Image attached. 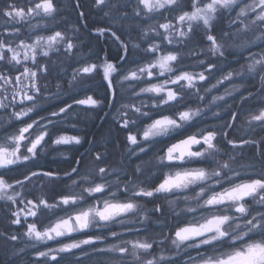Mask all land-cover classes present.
<instances>
[{
	"label": "snow or ice",
	"instance_id": "6c2138e0",
	"mask_svg": "<svg viewBox=\"0 0 264 264\" xmlns=\"http://www.w3.org/2000/svg\"><path fill=\"white\" fill-rule=\"evenodd\" d=\"M93 3L108 17L109 22L103 27L97 26L96 32L98 36L106 37L111 33V38L117 44V63L108 57L103 60L97 58L96 61L86 60L74 71L73 80L80 77V86L85 87L90 80L99 76L105 83L113 108V112L106 115H110L116 126L125 132L127 152L146 153L157 139L171 137L198 123L197 118L203 116L204 109L199 104L193 109V98L204 104L207 111L220 120V125L210 129L201 128L179 138L166 146L163 155L153 153L157 170L169 169L154 186L143 187L135 178L136 174H143L142 165L151 163V159L141 160L130 173L133 179L118 181L116 190L110 193L111 198L104 195L106 188L110 187L106 177L117 174V167L101 166L107 159L106 155L97 151L95 156V160L100 162L97 164V174L103 182L93 181L88 173L81 174L84 158L72 161L78 167H72L64 175L72 184H77L76 177H80L84 182L83 192L61 194L59 199L55 195L50 198L45 195L35 199L25 197L27 205L31 207L21 221L19 212L13 211L10 204L22 202L18 199L23 196L22 190L36 181H41L43 188L44 181H47L51 193L56 182L62 179L58 172L50 169L37 170L40 167L39 159L47 148L45 137L49 132L48 125L41 123L45 117L41 116L37 120L35 115H39L37 109H41V102L48 100L45 95L47 85L40 81L50 75L49 64L55 63L53 56L63 54L71 58L78 45L60 30H53L47 36L37 35L32 44L21 40L16 48L12 44L18 38L16 33L19 30L4 36L0 39V118L7 115L9 124L19 123L20 126L11 133L0 135V201L10 213L11 224L20 228L26 225L22 235L29 241L45 245L51 241L57 245H48L47 251H38L34 264H61L64 260L62 254H69L75 264H82L85 257L90 258L89 249L101 257V264H175L172 257L157 254L153 249L155 241L149 242L139 237L130 239L115 230V225L124 226L127 223L129 214L142 223L152 219L149 213H160L161 217L167 213L175 216L199 213L192 216L187 226L179 227L174 238L165 237L166 240L170 239L178 252L189 249L197 251L196 257L189 253L188 261L183 264H264V136L259 139L233 137L231 132L226 131L237 130L244 115V105L250 100L255 104L247 109L248 129L253 132L256 128L264 129V47L259 52H252L258 42L264 44V0H136L131 14L128 11L130 0H93ZM80 6V3L75 5ZM57 12L54 0H39L34 7L27 9L29 16L35 14L51 19H55ZM155 13L160 14L163 22L155 19ZM226 13L228 27L221 23ZM3 14L22 19L26 13L24 9L8 4ZM79 17L87 18L85 13H79ZM117 24H131L130 33L135 32L141 40L148 41V46L142 50L151 54L152 58L146 64L137 65L135 70H124L122 62L131 55L130 49H140L141 44L134 42L130 34L129 39H124L115 28ZM72 27L76 32L80 31L76 24ZM249 32L253 34L252 39L246 37ZM156 38H159V44L154 42ZM165 41L167 45L175 47L162 48ZM17 49L28 50L23 61ZM184 49H189L190 54L195 53L198 57L195 63L202 70L188 71L181 65L180 57ZM161 51L164 54L156 56ZM28 52H31V56ZM230 55L243 61L240 64L241 71L223 70L222 65ZM217 71L221 72L222 78L208 87L210 78ZM161 77L164 79L161 80ZM235 77L257 83L252 88L245 83L237 85ZM153 80L157 82L153 83ZM225 81L232 83L231 89L225 87V95H210L213 89ZM59 88L58 84L55 95H59ZM241 88L243 91H240ZM125 89L131 90L130 95L137 97L145 93L154 94L151 107L158 110L159 114L151 116L149 112L142 111L148 106L143 99L140 100V107L125 102L120 95ZM201 92L204 95H200ZM233 92H239V95L230 102L226 96H231ZM237 99L241 102L240 109L231 111ZM75 103L93 109L104 106L101 100L93 99L87 93L85 98H77ZM71 108V104L60 107L59 111H51L50 116L58 117L61 113H68ZM129 112L146 117L151 122L141 126L140 121L132 118ZM48 123L51 124L52 120L49 119ZM72 139L76 144L81 143L79 137ZM54 142L68 143V139L60 137ZM129 144L133 147L129 148ZM221 144L231 146L222 155ZM193 145L199 147L193 150ZM246 146L255 149L252 160L259 156L260 166L248 161L242 163L240 168H234L237 154L242 155ZM193 159L205 162L206 167H186ZM30 164L33 166L28 167L27 171H20ZM18 171L20 175L8 177L9 173ZM242 176L245 178L237 182V178ZM226 178L227 186L224 185ZM121 186L124 193H131L124 200L117 196ZM84 193L94 202H89ZM137 200L151 202L152 208L138 210ZM160 200L169 207L165 209ZM191 201H196L195 207ZM181 202L185 204L183 208L180 207ZM45 210H58L64 215H56V219L44 225L41 231L37 223H41ZM28 216L33 217L31 222ZM94 228L105 229L106 233H96L91 230ZM8 239L17 241L20 237L12 234ZM158 243L163 244L164 241ZM31 247L36 248V243H32Z\"/></svg>",
	"mask_w": 264,
	"mask_h": 264
},
{
	"label": "rangeland",
	"instance_id": "374dc122",
	"mask_svg": "<svg viewBox=\"0 0 264 264\" xmlns=\"http://www.w3.org/2000/svg\"><path fill=\"white\" fill-rule=\"evenodd\" d=\"M81 1L83 5L84 4L87 5V8L84 7V9L86 10V12L84 13H86V17H87L85 20L86 24L91 25V26H99L101 25V23L109 22L108 17L104 15V12L100 11L98 8L94 6L93 0H81ZM16 2H17L16 8L24 9L26 13L25 16L22 19L14 18V23L10 28L7 29L5 27L6 24H3L2 28L0 29L1 31L0 39L4 38V36H7L9 33H16L17 29L19 30V32L16 33V36L18 38L15 39V42L12 44L13 48H16L17 44H19L21 40H24L25 43L27 44H32L35 42V38L37 35L47 36L53 30L62 31L65 34V36L69 39H72L74 43L78 39V37L74 33L69 32L66 29V26L71 27L72 25L69 15L66 14V13L69 14V11L66 10V7L68 6L67 5L68 0H54V3L58 7V12L56 14L55 19L37 16L35 14L31 16L27 15V9L30 7H34L35 3L39 2V0H17ZM130 3H131V7L128 9V11L131 14L132 8L136 6V0H130ZM3 9L5 8L3 7ZM154 15H155L156 20L163 22L162 17L160 16L159 13H155ZM165 15H167V13H165ZM234 15L235 13L232 16ZM130 19H131V16H130ZM226 22H229L227 13L225 14V18L221 22L224 27L229 26V23H226ZM117 25H120V24H117ZM117 25L115 26L118 27ZM153 27H156V25L153 24ZM119 28L121 29L122 33L125 32V38L129 39V34H130L134 42L141 44L140 49H130L131 51L130 56L135 57L137 61L136 62L133 61V64L125 63V61L122 62L124 70L127 71L128 68L135 70L137 68V65L146 64L152 58L151 54L145 53L142 50L144 47L148 46V41L141 40L136 35L135 32L130 33V29L132 28L131 24H123V25H120ZM160 31H163V30L161 29ZM101 37H102L101 38L102 41H106L107 43H110V44H112L114 41V39L111 38V34H108L107 37L106 36H101ZM154 42L159 44L160 43L159 38H156ZM165 46L175 47V45H167L166 41L164 42L163 45H161V47L163 48ZM17 50L20 53V59L23 61L24 54L28 50L27 49H17ZM39 51L40 50L38 49V52ZM81 51H83L81 50V48L77 49L76 53L73 56L75 57L79 56ZM109 54L114 56V60L112 62L117 63V61L115 60V57H116L115 55H117V51L114 50V48H110L109 50L108 48H105V55H103L102 57H100V53L97 50H92L90 53V57H92V60H88V56H85V60L83 61V63L86 60L96 61L97 58H99L100 60H103L106 57H108ZM163 54L164 53L161 51V52L156 53V56H160ZM28 55L31 56V52H28ZM38 59L43 60L46 58L38 57ZM53 59L55 60V63L49 64L50 75H48L46 79H41L40 81L41 84L47 85L45 95L48 97V100L41 102L42 110L37 109V112H39V115H35V113H33V115H35V119L37 120H40L41 116L45 117V119L42 120L41 123L48 125L49 135L46 136L47 139L45 140L47 142H48V139L50 140V142L47 143V148L45 149L43 155L39 159V162H38L39 165L42 162V160L48 158V154L49 155L51 154L50 157H52L53 155H56V151L61 152L63 147L66 145H71L72 147L79 145V144H76L74 140L72 139L73 135H76V137L77 136L79 137V135L75 132L76 130H74L71 134L69 135L66 134L64 136V138L68 139V143L56 144L54 142L55 139L60 138L61 136H57L55 139L50 138V136H52L54 132L52 125L54 127H56V125H62V127H65L64 126V123L66 120L65 114L61 113L60 116L56 118V120L52 121V123L49 124L45 122L47 117L44 116V114L42 113L43 108H45L46 105L49 106V105H54V104H60L64 100H66L67 95H69L71 92L75 90H82L84 88L80 86V83H81L80 77H77L76 80H73V75L71 77H63V78L60 77L61 73H64V70L66 68L65 63H67L68 61L67 57H65L63 54H60L59 56L54 55ZM196 59H198V57L195 55V53L190 54L189 49H184L181 53L180 63L188 71H200L202 69L195 63ZM229 61H233V60H229ZM27 63L30 67L32 66L30 61H28ZM236 71H241V68L239 67L238 69H236ZM220 73L221 72L217 71L213 74V76L210 78L208 82L209 83L208 87H211V85L216 84V81L218 78H222V76L221 77L219 76ZM55 74H56V77L54 78ZM85 79H89V78L85 77ZM160 79L163 80L164 78L161 77ZM238 79L239 77H235L234 82L236 83ZM69 81H71V83H69ZM101 81H102L101 78L97 76L95 77L94 80H90L87 86L88 85H98ZM152 82L155 83L157 81L153 80ZM58 84L60 86L59 95H55V93L58 92V89H57ZM236 84L240 85L241 83H236ZM140 86H144V85H138V87ZM172 87L175 88L176 86H172ZM225 87L231 89L232 83L225 81L223 84L218 85L217 88L213 89L210 95H225ZM96 89L92 92L93 94L96 91ZM130 91L131 90L125 89L120 94L121 97L125 100V102H132V103H135L137 107H140V100L143 99L147 103L148 106L143 108L142 111H147L150 113L151 116H153V113L150 112L149 107L152 104V97L154 94L145 93L142 96L137 97V96L130 95ZM240 91H243V88H241ZM9 92H11V87H9ZM244 94L247 95V92H245ZM200 95H204V93L201 92ZM238 95H239V92H233L231 96H226V99H228L231 102L232 99L234 97H237ZM88 96H91V95H88ZM83 97L85 98V95ZM217 103H222V102L218 101ZM248 103L249 104L244 105V109H245L244 115L241 116V119L237 125V130L233 132L231 129H226V131L231 132V135L233 137L242 136L245 138L259 139L261 136H264V129L256 128L254 132L248 129V124L246 120L247 109L254 107L255 102L250 100ZM198 104L200 105L202 109H204V114L203 116L197 118L198 123H195L190 127H193L196 131L201 129L203 125H207L205 126V129H210V128H213L214 126L219 127L220 120L216 117H213L211 115V112L207 111L204 104H201L199 100H196L195 98H193L191 102L192 108L195 109ZM82 106L88 110L97 109V108L95 109L89 108L85 105H82ZM240 106H241V102L237 99L235 103H233L231 111L235 112L239 110ZM117 107H118V102H117ZM107 109L108 111L113 112V108L111 106L108 107ZM9 111H12V110L10 109ZM76 112H78V119L80 121H83L84 117L80 115V113L82 112L80 110ZM129 115L134 119H138L140 121L141 126L143 124H148L151 122L148 118L139 117L138 114L133 113V112H129ZM224 115L226 116L227 114L225 113ZM25 119H27V117ZM8 121H9V117L7 115H4L2 118H0V135L11 133L20 126L19 123L9 124ZM110 124L113 128L109 127V130L111 131V133H109V136L106 137L105 142H103L102 147L104 148L103 149L101 148L102 150H104L101 152V154H104L107 157V159L104 161L103 165L101 166H104L106 168L117 167V174H111L106 177V179L110 182V187L106 188L104 195L108 196L109 198H111L110 193L116 190V183L118 181L125 182V181L133 179V176L130 175V173H132L136 165L141 163V159L137 156L138 154L127 152V149L125 148V143H126L125 132L120 130L113 121ZM186 128H189V127H186ZM72 129L74 128H70L71 131ZM185 129L178 134H174V136L176 137L180 136L185 131ZM260 132L262 133L260 134ZM133 134H136L135 131H133ZM253 135H255V137ZM138 139H139V136H138ZM162 139H157V140H162ZM105 147H106V151H105ZM128 147L131 148L133 146L129 144ZM220 148H221V155H222L223 152L227 149H230L231 146L227 144H221ZM254 152H255L254 148H248L246 146V151L242 155L237 154V160L236 162H234L233 167L240 168V165L242 163L252 161V156ZM152 157L153 155L151 156V158L148 157L149 159H151V163H146L142 165L144 169L143 174H136L135 176V178L141 182V186L143 187H149V186L156 185L163 179L164 174L169 171V169L167 168L157 170V161L153 159ZM256 159H257V163L255 162V164L257 165V167H259L261 164V159L259 156H257ZM98 163L100 162L95 160V156L90 157L88 160H84V166L81 168V174L88 173L93 181L103 182L100 180V177L97 174V164ZM32 166L33 165L30 164L27 167L21 168L20 171H27V168L32 167ZM185 166L190 167V168H199V167H206V164L203 161L193 159L189 161ZM76 167H78L77 164H76ZM241 171L243 170L241 169ZM19 174H20L19 171L15 173H9L10 176H18ZM61 178H62L61 181L56 182V187L55 189L52 190L51 193H49L47 181H44L45 187L43 188L41 187V181H36L35 184L29 185L26 190H22L23 196L18 198L22 202H19L17 204H10L11 209L13 211L19 212L21 221H23L24 217L28 215V209L31 207L30 205H27V200L25 199V197L28 199H35L36 197L40 195H45L46 197H49V198L51 195H55L56 198L59 199V195L61 194H73V193L83 192L84 182L80 180V177H76L78 181L77 184H72L71 180L68 178H66L65 180H63V177ZM242 178H245V177L242 176V177L237 178V182H239V180ZM224 185L225 186L228 185L227 178L224 180ZM18 190L20 189L18 188ZM84 195L85 197H87V193H84ZM126 195H131V193H124L123 187L121 186L120 191L117 192V196L119 197L120 200H124ZM87 199L89 200V202H94L91 197H87ZM136 202L139 205L138 210H148L152 208L151 202L144 203L139 200H137ZM160 203L165 209L169 207L167 203L163 200H160ZM190 203L193 207H195L196 201H191ZM184 206H185L184 202H181L180 207L183 208ZM198 214L199 213H195V214L189 213V214H182L181 216H175V215H172L171 213H167L165 216L161 217L160 213H149L152 219L144 221L142 223L137 222V217L129 214L127 217V223L124 226L115 225L114 227L116 231L124 233V235L130 239H135L139 237L141 240L147 239L149 242L155 241L153 243V249L157 252V254L163 253V255L166 257H172L174 259L175 264H183L182 261L185 257H182V256H185L189 252L196 251V250L189 249L187 251L181 250L178 252L174 248V246L171 244L170 239L166 240L165 237L174 238L175 231L179 227L187 226L188 221L192 219V216L198 215ZM56 215L62 216L64 215V213L59 212L58 210H52V211L45 210L43 215L41 216V223H37V228L42 231L44 225L50 224L52 221L56 219ZM9 217H10V213L7 211V208L3 206V202L0 201V264H34L38 256V251H47L48 245H51L54 247L57 246L54 242H51V241L48 242V245L41 244L36 241H29L26 237L22 235V233L26 231V225L24 228H20L19 226L15 224H11ZM28 220L29 222H31L33 220V217L28 216ZM158 220L161 222L159 223L155 222ZM97 229L98 228H94L91 230L95 232V230ZM128 229H132L131 231L132 233H130ZM160 233H162V235H159ZM12 234L18 235L20 239H18L17 241H12L8 239V237ZM75 235H80V234H75ZM109 239H111V237H109ZM161 240L164 241L163 244L158 243ZM32 243H36L37 247L36 248L31 247ZM26 245L28 246L26 247ZM89 253H90V258L85 257L86 259H88V261H82V264H101V260H98V259H101V257L98 254L92 252L91 249H89ZM62 255H64V260L61 261V264H67L68 260L74 259L69 254H62ZM92 258L95 260H92ZM70 264H75V261H72Z\"/></svg>",
	"mask_w": 264,
	"mask_h": 264
},
{
	"label": "trees",
	"instance_id": "16d2710c",
	"mask_svg": "<svg viewBox=\"0 0 264 264\" xmlns=\"http://www.w3.org/2000/svg\"><path fill=\"white\" fill-rule=\"evenodd\" d=\"M16 1L17 0H0V29L2 28L3 24H6L5 27L7 29L13 25L14 18L7 17L3 14V7L6 8L8 4H14L16 7V3H17ZM77 3H80L81 6L75 7V5ZM67 5L69 6V7L67 6V10L69 11L68 15H69V18L71 20L80 19L81 17H79V13L86 12L84 7L87 8V5H85V4L83 5L81 0H68ZM233 14H234V12L232 13V15ZM226 23H229V22H226ZM117 26L118 27L115 26V28L120 32L121 35L124 36V39H127V38H125V32L122 33L121 29L119 28L120 25H117ZM226 27H228V26H226ZM79 28H80L79 32H73V30H72V33H74L78 37V39L75 41V43L78 45V49L81 48V50H82L84 48V50H86L85 52H87V53H85L83 56H77V57L72 56L71 58H68L67 59L68 60L67 65L65 64V66H66L65 70L67 72L71 71L72 69L76 70L77 68H80L83 64V61L85 60V56H88L90 49L97 50L98 52H99V50H101L102 52H105V48H108V50L110 48H114V50L117 49V44H115L114 41L112 44H110V43H107L106 41H102L101 39H98L94 36L92 37L90 32L88 31V27L84 28L83 25L81 26V24H79ZM85 33H87V34H85ZM250 34H252V33L249 32L246 34V36L253 37V34L252 35H250ZM91 37L93 38V41L97 42V46L94 47L95 49L92 47L89 49V47H88L87 40ZM260 44H261L260 42L257 43L256 52L260 51V48L262 47ZM245 55H248V53H246ZM108 58H111L112 61L114 60V56L111 54L108 55ZM229 60H233V61H229ZM133 61L136 62L137 59L133 56H129L127 58V60L125 61V63L133 64ZM241 63H243V61L239 60V57L230 55L227 57L226 61L223 63L222 68L225 72L231 71L233 69L236 70L240 67ZM219 76L221 77L222 74L220 73ZM61 78H63V77H61ZM64 80H66V79H64ZM236 83H245V84H247V86H252V84L254 85V83H257V82L256 81H241V79L239 78L236 81ZM98 88H100V89H98ZM98 88L96 89L94 94L90 93L88 95L93 96V98H95V99L101 100L104 103V106L102 108H97L95 110H88V109L84 108L82 105H78L76 103H74L73 106L82 112V113H80V115H82L84 117L83 121L85 123H86V121L88 123L93 121L99 127L102 125L107 126V124L111 125L110 123L113 120H112L110 115H106L108 113H112L111 111H108V109H107L112 104V102L110 101V95L107 92L106 87L101 86ZM81 98H83V96ZM235 105H237V104H235ZM46 107H47V105H46ZM149 109H150V112L153 113V116H157L159 114L158 110L152 109L151 106L149 107ZM165 111H167V109H165ZM85 119H87V120H85ZM83 121H80V124H81L80 126H83V124H84ZM205 126H207V125H203L202 128L205 129ZM82 129H83V127H82ZM193 129H194L193 127L186 128L185 131L180 135V137H182L183 135H187V134L197 132L195 129L194 130ZM109 133H111V131L109 129L104 133L105 139H106V137L109 136ZM261 133L262 132H260V134ZM253 136L255 137V135H253ZM177 139H179V136L176 137L173 135L171 137H167V138H164L162 140H157L156 143H154L153 146L151 148H149V150L146 153H138L137 156L141 160H148L149 158H151L153 153H158L159 155H163L164 150L166 149V146L169 145L170 143H172L173 141L177 140ZM251 162L257 163V159L252 160ZM195 252H197V251H194V252L192 251V253H195Z\"/></svg>",
	"mask_w": 264,
	"mask_h": 264
},
{
	"label": "bare ground",
	"instance_id": "6f19581e",
	"mask_svg": "<svg viewBox=\"0 0 264 264\" xmlns=\"http://www.w3.org/2000/svg\"><path fill=\"white\" fill-rule=\"evenodd\" d=\"M66 10H67V7H66ZM66 14L68 15V13H66ZM85 20L86 19H84V18H80V19H76V20L74 19V20H70V21L72 22V25L76 24L78 27H79V24H81V26L83 25L84 28L89 27L88 31L90 32L91 36L92 37L94 36V37H96L98 39H101L102 37L98 36V34L96 32V27L97 26L88 25V24H86ZM105 24H107V23H102L101 25H99V27H103ZM72 25H71V27H67L66 26L67 31L72 32V30H73V32H76L74 30V28L72 27ZM85 34H87V33H85ZM109 34H111V33H109ZM92 37L87 40L89 49L91 47L94 48L95 46H97V42L93 41ZM246 37L248 39H252L253 38L251 36L250 37L246 36ZM243 38H244V36L241 37V39H243ZM260 45L262 47H264V44L261 43ZM82 50L83 51L80 52L79 56H83L85 53H87V52H85L86 50H84V48ZM91 51H92V49H90V52L88 53V60H92V57H90ZM252 52H256V46L252 48ZM99 53H100V57L105 55V52H102L101 50H99ZM65 64L67 65V63H65ZM74 71H75L74 69H72L69 72L64 70V73H61L60 77H71L73 75ZM55 77H56V74H55L54 78ZM98 86L106 87L105 83L102 82V81L98 85H88V86L84 87L82 90H75V91L71 92L69 95H67L66 100H64L62 103L49 105L46 108H43L42 113L44 114V116L47 117L45 122L48 123L49 119L54 121L57 118V117H51L50 116L51 111H59L60 107H67L68 104L72 105V108L69 109L68 113H62V114H65V119H66L65 123H64L65 127H62V125H56V127H54L52 125V127L54 129V132H53L52 136H50L51 139H55L57 136H61V137L63 136L64 137L66 134L69 135L74 130H76L75 132L79 135V137H81V139H83V140H81V143L79 145H76V146L84 145L85 147L88 148L89 152H90V150L93 153H97V151L101 152V150L104 148V147H102L103 146V142H105V140H106L104 138V133L109 129L108 126H110V125L107 124V126L106 125H102V126L99 127L93 121H91L89 123L87 121H86V123L83 121L84 122L83 126H80L81 124H80V120L78 119V112H76V111H78V109L73 106V104L75 103V100L77 98H81L82 96L85 95V93H87V95L92 93ZM252 86H253V84H252ZM252 86H248V87L252 88ZM98 89H100V88H98ZM110 101L112 102L111 96H110ZM85 120H87V119H85ZM69 127L70 128H74V129H72V131H71ZM82 127H83V129H82ZM73 137H76V135H73ZM48 142H50L49 139H48ZM76 146H74V147H76ZM102 151H104V150H102ZM61 152L60 151H56V155H53L59 161L64 156V150L63 149H62ZM73 152L76 155H78V151L77 150H74ZM50 156H51V154L50 155L48 154V158L42 160V162L40 163V169L41 168L42 169H47V168H50V167H57L59 169H63L64 168V164L55 163L54 162L55 160H51L52 157H50ZM91 156H92V153L90 152L89 154H87L85 156L84 160H88Z\"/></svg>",
	"mask_w": 264,
	"mask_h": 264
},
{
	"label": "flooded vegetation",
	"instance_id": "af4514ba",
	"mask_svg": "<svg viewBox=\"0 0 264 264\" xmlns=\"http://www.w3.org/2000/svg\"><path fill=\"white\" fill-rule=\"evenodd\" d=\"M108 127H111L112 128L111 125L108 126ZM45 139H47V137H45ZM81 140H83V139H81ZM63 150H64V156H63V158L60 161L58 159H56L55 156H52V158H51V160H55L54 161L55 163H62V164H64V168L63 169H59L57 167H50V168H47V169H42L41 168V169H38V170L43 171V170H49L50 169V170H52L54 172H58L59 175H60V177H63V180H65L67 177L64 175V173L65 172H70L72 167H76V164L72 163V161H80L81 158H84L90 152L92 153V156H96L97 155V153H93L91 150L89 152L88 151V148L85 147L84 145H82V146H76V147H74V146L72 147L71 145H66V146L63 147ZM74 150H77L78 151V155H76L73 152ZM165 151H166V149L164 150V152ZM101 152H102V150H101ZM61 174H63V175H61ZM73 175H75V174H73ZM8 177H14V176H10L8 174ZM8 177H6V179ZM95 232L96 233H101V232H105L106 233V230L105 229H99L98 228L97 230H95ZM130 233H132V232H130ZM130 233H129V235H130ZM132 237H133V235H132ZM92 260H95V259L92 258ZM98 260H101V259H98ZM72 261H75V260L74 259L73 260L70 259V260L67 261V264H70ZM83 261H88V259L84 258Z\"/></svg>",
	"mask_w": 264,
	"mask_h": 264
},
{
	"label": "water",
	"instance_id": "95a60500",
	"mask_svg": "<svg viewBox=\"0 0 264 264\" xmlns=\"http://www.w3.org/2000/svg\"><path fill=\"white\" fill-rule=\"evenodd\" d=\"M193 146H194V145H193ZM193 146H192V147H193Z\"/></svg>",
	"mask_w": 264,
	"mask_h": 264
}]
</instances>
